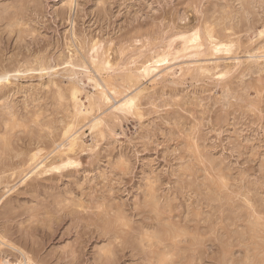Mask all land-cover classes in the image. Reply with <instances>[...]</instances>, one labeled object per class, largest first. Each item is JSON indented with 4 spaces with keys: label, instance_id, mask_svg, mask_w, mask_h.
I'll list each match as a JSON object with an SVG mask.
<instances>
[{
    "label": "rangeland",
    "instance_id": "rangeland-1",
    "mask_svg": "<svg viewBox=\"0 0 264 264\" xmlns=\"http://www.w3.org/2000/svg\"><path fill=\"white\" fill-rule=\"evenodd\" d=\"M169 44L167 74L127 80ZM263 46L264 0H0V264H264ZM71 84L97 103L75 162L24 177L66 143Z\"/></svg>",
    "mask_w": 264,
    "mask_h": 264
},
{
    "label": "bare ground",
    "instance_id": "bare-ground-1",
    "mask_svg": "<svg viewBox=\"0 0 264 264\" xmlns=\"http://www.w3.org/2000/svg\"><path fill=\"white\" fill-rule=\"evenodd\" d=\"M208 28V27H207ZM213 31V30H212ZM212 31L210 30H206V40L208 41L209 44V49L211 48V51L214 50L216 51V53L218 52H229L231 50V47L234 46V42H232V40L227 39L226 38H220L219 36H216V34H213ZM187 32V31H186ZM189 33V32H188ZM216 33V32H215ZM262 33V32H261ZM178 35V34H177ZM205 36V37H206ZM260 36V35H259ZM229 38V37H228ZM182 50H187V49H191V48H200V47H205V45L202 44V38H201V33L199 31V29H194L192 30L189 34H184L182 35ZM180 43V44H181ZM96 44V43H95ZM94 44V45H95ZM92 45V46H94ZM97 45V44H96ZM95 45V46H96ZM172 44L167 45L163 50L159 51L156 50V52L154 50V53H152L150 56H147L144 60H142L139 65L136 67V72L135 74H137V77L135 75V77H133L131 74L128 75V79L127 80H133L135 78H140V79H145V80H154L155 78H158L160 76H163L164 74H167L168 71H170L171 67L169 65L171 59L174 58V55L176 54L173 47L171 46ZM94 46V47H95ZM181 48V47H180ZM93 49V48H92ZM259 49V48H258ZM264 49V46H263ZM95 50V49H94ZM177 50V49H176ZM200 50V49H199ZM255 50V49H254ZM178 51H180L178 49ZM211 51L209 53H211ZM263 51V50H262ZM196 52V51H195ZM200 52V51H199ZM96 51L93 53L95 54ZM202 53V52H200ZM252 53V52H251ZM255 53V52H254ZM224 54V53H223ZM248 54H250V52H248ZM181 55V54H180ZM213 55V54H212ZM227 55V54H226ZM229 55V54H228ZM234 56V55H233ZM261 56V55H259ZM258 56V57H259ZM96 57V56H95ZM217 57V56H216ZM220 57V56H218ZM251 57V56H250ZM257 57V58H258ZM213 58V57H212ZM238 58V57H237ZM219 59V58H218ZM229 59V58H227ZM235 59V58H234ZM70 60V59H69ZM208 60V59H207ZM214 60V59H213ZM216 60V59H215ZM264 61V60H263ZM262 61V62H263ZM67 62V61H66ZM199 62V61H198ZM203 62V61H202ZM239 62V61H238ZM69 63V62H68ZM210 63V62H208ZM227 63V62H226ZM39 64V63H38ZM91 64H95L96 65V69L97 65H102L103 67H106L107 69H110L111 65L110 62L107 60V58H104L103 60H101L99 62V59L97 60L96 58H92ZM206 64V63H205ZM233 64V63H232ZM236 64V62H235ZM234 64V65H235ZM258 64V63H257ZM37 65V64H36ZM195 65V64H194ZM212 65V64H211ZM217 65V64H216ZM71 66V65H70ZM172 66V65H171ZM196 66V65H195ZM56 67V66H55ZM173 67V66H172ZM200 67V66H199ZM203 67V66H202ZM201 67V69H202ZM214 67V66H213ZM50 68V66H49ZM80 68V67H79ZM186 68V67H185ZM190 68V67H189ZM215 68H217L215 66ZM245 68V67H244ZM89 69V68H88ZM95 69V68H94ZM188 69V68H187ZM213 69V68H212ZM246 69V68H245ZM244 69V70H245ZM264 69V68H263ZM17 70V69H16ZM43 70V69H42ZM45 70V69H44ZM190 70V69H189ZM192 70V69H191ZM205 70V69H204ZM209 70V69H208ZM97 71V70H96ZM185 71V70H184ZM211 71V70H209ZM209 71H203L205 72V74ZM230 71V70H229ZM228 71V72H229ZM249 71V70H248ZM187 72V71H186ZM202 72V71H201ZM217 72V71H216ZM189 73V72H188ZM200 73V72H199ZM227 73V72H226ZM257 73V72H256ZM218 77H222V75L224 74V72H217L215 73ZM5 75V74H4ZM172 75V74H171ZM3 76V75H2ZM166 76V75H165ZM175 76V75H174ZM95 80V79H94ZM137 79H135L133 81V83H135ZM138 82V81H137ZM74 83V82H73ZM90 83V82H89ZM131 83L132 85H135ZM140 83V82H138ZM137 83V84H138ZM4 84V83H3ZM94 86L100 88V99L102 102L108 104L111 100V98L109 97V93L107 94L103 85L101 86V83L99 84L96 81H94ZM2 87V86H1ZM59 88V87H58ZM80 88V87H79ZM78 86L71 84L69 86V95H70V99L73 101L72 104L73 108H74V113H73V120H69V122L66 124V126L63 129V136L65 137L66 143L63 145L62 149L59 150H55V153H53V151H51L50 153H53V155L55 156V158L53 160H55L56 162L54 163V161L52 162L51 160L49 161V163L47 162L48 159V155L45 156L44 154H41V150L36 151L34 153H32L30 155V166L33 165V167L31 168L30 171H28V173H26L24 175V177L29 176L31 174H35V175H39L42 174L43 172H48L49 170H57L62 166H66V165H71L72 163L75 162V159L73 157V152L76 151V149L81 145L82 143V139L80 137V135L78 134V120L85 118L86 114H88L89 112H91L93 110V105L97 104L95 102H92L90 98L89 101V105L88 108H82V104L79 100V95L82 93L81 88L79 89ZM119 90V89H118ZM118 90H113L111 93L116 97V101L115 104H112L110 107L111 109L115 110L118 113L121 114H132L134 113V111H136L137 108V101H138V97L141 94L142 90L139 86L134 87V90H132V92L128 93V94H123L121 95ZM98 92V91H97ZM121 92V91H120ZM60 93V92H59ZM147 93V92H146ZM55 94V93H54ZM89 97V96H88ZM83 100V99H82ZM89 100V99H88ZM105 104V105H106ZM140 104V103H139ZM109 106V105H108ZM86 107V106H85ZM98 107V106H97ZM96 107V109H97ZM99 108V107H98ZM63 109V108H62ZM100 109V108H99ZM136 114V113H135ZM138 114V113H137ZM66 115V114H65ZM90 116V115H89ZM132 116V115H131ZM137 116V115H136ZM114 118V117H113ZM116 118V117H115ZM16 120V119H15ZM80 122V120H79ZM102 123L101 119L99 117H93V119L91 120V123L89 125V129L92 131L97 129L98 126ZM101 126V125H100ZM100 129H98L99 131ZM81 131V130H80ZM96 131V130H95ZM93 131V132H95ZM101 133V132H100ZM97 134V133H96ZM8 135V134H7ZM59 135V134H58ZM95 135V134H94ZM2 137V136H1ZM4 137V136H3ZM1 139V138H0ZM3 140V139H2ZM61 143V141H60ZM0 144H2L0 142ZM4 144V143H3ZM62 144V143H61ZM83 144V143H82ZM60 146V144L58 145V147ZM82 146V145H81ZM41 147V146H40ZM80 148V147H79ZM2 151H4L2 149ZM50 156H52V154H50ZM28 158V157H27ZM57 163V164H56ZM20 177V176H19Z\"/></svg>",
    "mask_w": 264,
    "mask_h": 264
}]
</instances>
